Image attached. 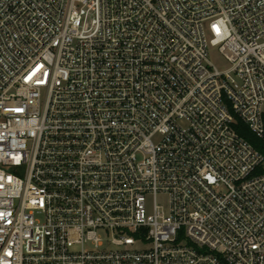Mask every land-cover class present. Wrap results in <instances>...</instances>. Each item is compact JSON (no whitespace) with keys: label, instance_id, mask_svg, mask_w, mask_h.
<instances>
[{"label":"built area","instance_id":"1","mask_svg":"<svg viewBox=\"0 0 264 264\" xmlns=\"http://www.w3.org/2000/svg\"><path fill=\"white\" fill-rule=\"evenodd\" d=\"M240 123L264 0H0V264H264Z\"/></svg>","mask_w":264,"mask_h":264},{"label":"trees","instance_id":"2","mask_svg":"<svg viewBox=\"0 0 264 264\" xmlns=\"http://www.w3.org/2000/svg\"><path fill=\"white\" fill-rule=\"evenodd\" d=\"M237 129L256 149L264 154V140L258 139L244 124L240 123Z\"/></svg>","mask_w":264,"mask_h":264},{"label":"rangeland","instance_id":"3","mask_svg":"<svg viewBox=\"0 0 264 264\" xmlns=\"http://www.w3.org/2000/svg\"><path fill=\"white\" fill-rule=\"evenodd\" d=\"M210 61L219 69L223 70L228 67L225 59L220 55L218 49H210Z\"/></svg>","mask_w":264,"mask_h":264}]
</instances>
